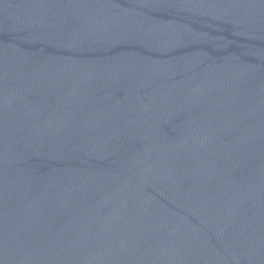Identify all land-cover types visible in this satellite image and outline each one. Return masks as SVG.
Instances as JSON below:
<instances>
[{
  "label": "water",
  "instance_id": "water-1",
  "mask_svg": "<svg viewBox=\"0 0 264 264\" xmlns=\"http://www.w3.org/2000/svg\"><path fill=\"white\" fill-rule=\"evenodd\" d=\"M0 264H264V0H0Z\"/></svg>",
  "mask_w": 264,
  "mask_h": 264
}]
</instances>
